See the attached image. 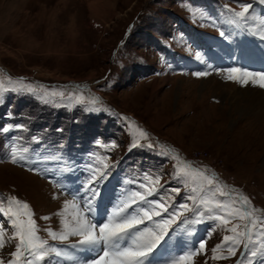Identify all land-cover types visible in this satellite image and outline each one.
<instances>
[{
    "label": "rangeland",
    "instance_id": "rangeland-1",
    "mask_svg": "<svg viewBox=\"0 0 264 264\" xmlns=\"http://www.w3.org/2000/svg\"><path fill=\"white\" fill-rule=\"evenodd\" d=\"M239 3L253 5L247 19L229 11H240ZM261 5L259 0H0V128L12 126L0 131V199L15 196L27 202L41 229L59 231L56 213L65 200L75 196L87 211L90 193L84 184L94 171L99 179L94 203L103 208L99 222L107 219L113 203L143 191L138 185L147 173L159 175L163 185L151 198L172 196L168 203L175 211L182 203L191 205L186 197L192 187L200 188L199 181L186 186L175 178L174 165L181 163L172 158L176 147L203 157L191 165L207 164L215 171L207 175L235 190L233 196H247L264 216V89L227 80L224 71L246 69L238 63L264 68L263 50L256 52L261 61L251 64L250 51L239 45L247 36L264 47ZM229 60L238 63L231 66ZM196 72L208 75L197 77ZM248 100L255 107H247ZM137 127L149 130L153 140L148 136L133 147ZM145 142L153 147H142ZM13 146L27 149L25 161L10 162ZM175 188L179 195L170 192ZM201 194L211 198L213 191ZM159 219L140 227L156 230ZM6 223L0 216V226ZM215 227L207 219L173 225L149 264H165L198 247ZM227 234L213 231L195 264H264V256L247 249L227 260L211 259V248ZM40 235L62 252L42 264H83L95 258L92 250L72 241L76 237L62 243L45 231ZM14 245L0 255L10 258Z\"/></svg>",
    "mask_w": 264,
    "mask_h": 264
},
{
    "label": "snow or ice",
    "instance_id": "snow-or-ice-1",
    "mask_svg": "<svg viewBox=\"0 0 264 264\" xmlns=\"http://www.w3.org/2000/svg\"><path fill=\"white\" fill-rule=\"evenodd\" d=\"M259 3L264 4V0H259ZM225 7L227 8V5ZM238 7L240 11L231 9L229 11H232L237 18L247 19L253 5L239 3ZM220 34L224 35L223 32ZM260 39L264 40V35ZM197 58H199V53H197ZM224 71L227 80H233L242 85L251 82L264 88V72H250L240 68H229ZM193 75L203 77L208 73L196 72ZM0 91L3 89L0 88ZM52 95L63 96L64 93L53 92ZM76 99L81 100L82 98L77 97ZM11 127V125L2 127L0 131L7 133ZM15 127L23 128L22 125H15ZM136 132L139 140L133 143V147L139 146L140 140L148 139V133L143 129L137 127ZM111 146L117 147L118 145L113 142ZM147 147L151 148L153 145L148 144ZM26 152L27 149L13 146L10 162L17 164L25 161ZM172 158L178 159L176 156ZM107 167L105 165V168ZM174 168L175 178L183 179L186 186L189 182L199 181L200 188L198 190L192 187V194L186 197L187 200L192 201L191 205L182 203L177 210L171 212L170 208L175 207L174 204L168 203L173 199L172 196H169L167 200L164 197L159 200L151 198L163 187L160 184L161 177L147 173L144 176V182L138 185L143 191L131 192L120 201L104 222H96L88 214L92 211L93 203L99 196V191L95 187L99 179L94 171L84 184V190L90 193L86 201L87 211L82 209L75 196L71 200H65L62 209L56 213L61 218L62 228L59 231H53L51 228L41 229L35 219L34 211L27 202L15 196L0 199V216H3L7 222L6 226H0V252L15 241V250L10 252V258L6 259L0 255V264H42L51 255L61 256L60 250L42 238L41 231L47 232L51 240H59L62 243L67 242L69 237H79L78 246L92 251L99 250L94 259L85 260L83 264H149L150 257L169 234L173 225H195L205 219L212 220L216 225L215 228L209 230L207 238H210L211 233L217 228L230 233L224 235L220 243L211 248V259L227 260L235 257L238 250L241 254H245L243 249H247L252 256H264V216L258 215L261 210L254 208L247 196L239 193L233 196L232 193L235 190L221 185L214 176L207 175L206 170L194 168L187 161L174 165ZM103 176L104 174L101 173L100 178ZM56 186L63 188L60 184ZM206 191H213V196L210 198L201 194ZM170 192L179 195L180 189H171ZM217 195L227 199H216ZM55 198L54 195L53 199ZM164 214L168 215L167 219L162 218ZM186 214L194 218L190 219ZM157 217L161 219L156 221V230L147 227L141 229L140 226L144 225L145 221H153ZM40 219L48 220L49 217L42 216ZM235 220L243 223H233ZM207 238L201 239L198 247L190 248L178 256H172L165 264H195L194 258L207 251ZM237 264H241V261L237 260Z\"/></svg>",
    "mask_w": 264,
    "mask_h": 264
},
{
    "label": "bare ground",
    "instance_id": "bare-ground-1",
    "mask_svg": "<svg viewBox=\"0 0 264 264\" xmlns=\"http://www.w3.org/2000/svg\"><path fill=\"white\" fill-rule=\"evenodd\" d=\"M262 35H264V31L262 32V34L260 35V36H262ZM244 37V36H243ZM241 38L239 41H240V43H239V45H240V47H242V49L244 50V52L245 53H247L248 51H250V53L251 54H249V52H248V54H249V62H251V64L253 63V64H256V63H258V62H260L261 60L258 58V55H257V51H258V49L261 51V50H263L264 51V47H262V45H260V44H258V43H255V42H257L256 40H254V39H250L249 37H244V38ZM258 39V38H257ZM260 40V39H259ZM234 49V48H233ZM226 54L228 55L229 53H231V51H228L227 49H226ZM257 52V53H256ZM232 54V53H231ZM240 54V53H239ZM245 55V54H244ZM241 56V55H240ZM246 59V58H245ZM263 61H264V55H263ZM243 63V62H242ZM248 65V64H247ZM221 75V74H220ZM221 81V80H220ZM212 82V81H211ZM216 83V82H215ZM219 85V84H218ZM224 85H229V83L228 84H224ZM215 86V85H214ZM213 86V87H214ZM253 88V87H252ZM256 88H259V89H264V88H261V87H259L258 86V84H256ZM248 89V88H247ZM259 91V90H258ZM254 92H256V91H254ZM260 93V92H259ZM264 94V93H263ZM255 96V95H254ZM258 96V95H257ZM262 97H264L263 95H262ZM240 100V99H239ZM248 101H250V102H247L246 103V106L247 107H249L250 105H252L251 104V100H248ZM256 102V101H255ZM260 104H261V102H260ZM242 105V104H241ZM251 107H255V106H250V108ZM240 108V107H239ZM244 108V107H243ZM245 109H246V107H245ZM252 109V108H251ZM264 109V108H263ZM255 110V109H254ZM263 112H264V110H262ZM261 112V111H260ZM260 116V115H259ZM98 200V199H97ZM96 200V201H97ZM120 202H115V203H113V205L112 206H110V213L112 212V210L119 204ZM95 204V205H94ZM93 204V212H91V214H90V216L91 217H95L96 219H94V221H100L99 220V218H101V211H102V206L100 207V203H94ZM101 204H102V202H101ZM111 204V203H110ZM98 207H100V208H98ZM104 207V206H103ZM99 209H101V210H99ZM106 209V208H105ZM61 210V209H60ZM60 217H58V219H59ZM61 219V218H60ZM78 239H79V237H76V238H74V240H72V241H78ZM97 253H98V250L97 251H93V256L94 257H96V255H97ZM162 253H164V252H159L158 253V255L157 256H160V255H163ZM152 258H155V259H152ZM154 260H156V257H155V255H154V253H153V255L150 257V261L149 262H151V261H154Z\"/></svg>",
    "mask_w": 264,
    "mask_h": 264
},
{
    "label": "built area",
    "instance_id": "built-area-1",
    "mask_svg": "<svg viewBox=\"0 0 264 264\" xmlns=\"http://www.w3.org/2000/svg\"><path fill=\"white\" fill-rule=\"evenodd\" d=\"M195 156H200V155H195Z\"/></svg>",
    "mask_w": 264,
    "mask_h": 264
}]
</instances>
